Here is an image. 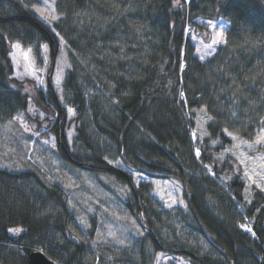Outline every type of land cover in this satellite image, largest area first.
Returning <instances> with one entry per match:
<instances>
[{"label":"trees","instance_id":"16d2710c","mask_svg":"<svg viewBox=\"0 0 264 264\" xmlns=\"http://www.w3.org/2000/svg\"><path fill=\"white\" fill-rule=\"evenodd\" d=\"M189 1L181 0L175 9L173 0H58L63 15L55 26L75 47L80 43L85 58L92 57L95 76H106V114L101 99L92 101L99 134L129 167L181 183L191 228L203 235L209 250L163 239L131 174L105 161L81 126L78 135L92 149L91 163L64 149L63 155L131 184L136 214L151 229L146 232L154 249L182 255L193 264H264V190L255 188L247 203L241 165L225 152L232 142L227 131L251 138L264 127V0ZM198 16L229 22L225 44L205 61L186 35ZM14 41L36 50L49 42L53 53L59 49L54 31L25 0H0V123L28 105L23 81L13 77ZM78 74L74 65L65 88L83 114L86 97ZM49 99L59 110L60 124L64 109L51 90ZM200 107L211 120L208 134L195 144L193 119L186 113L193 118ZM60 125L63 133L64 122ZM69 217L61 188L45 183L35 171L0 167L2 263L28 264V254L41 250L58 264H85L83 244L66 240ZM246 219L254 236L240 227ZM17 228L21 231H9ZM129 264H147L145 253Z\"/></svg>","mask_w":264,"mask_h":264},{"label":"rangeland","instance_id":"374dc122","mask_svg":"<svg viewBox=\"0 0 264 264\" xmlns=\"http://www.w3.org/2000/svg\"><path fill=\"white\" fill-rule=\"evenodd\" d=\"M173 1L175 9L181 7V0ZM184 1L186 5L190 4V1ZM25 2L45 22L36 11L37 8H44L42 0ZM48 3L53 4V0H48ZM53 6L59 19L50 24L45 23L56 35L59 46L57 53H53L49 42H41L37 50L25 47L18 41L12 43L10 56L14 68L13 77L23 81L24 91L29 94V98L26 110L14 115H19L21 119L13 117L0 123V167L20 172L35 171L45 183L56 185L67 194L70 217L65 232L66 240L73 239L75 243L83 244L82 259L85 264H129L134 256L140 257L143 252L147 264H193L182 255L154 249L151 237L136 214L138 204L130 183L120 180L105 169L73 163L63 155L64 149L91 163L92 149L78 135V127L81 126L88 133L91 146L105 161L131 174L133 185L142 190L145 206L163 239L199 246L201 251L209 250L203 235L191 228L181 183L172 178L151 177L129 167L118 156L115 145L99 134L94 123L92 101L101 99L105 105L102 110L106 114V76H95L91 72L94 61L92 57L85 58L78 50L80 43L75 42V47L55 26L63 14L59 11L58 0H54ZM196 21L197 25L186 27V35L194 45L196 56L205 61L219 46L225 44L229 22L223 18L214 20L203 16H198ZM73 39L76 40L75 37ZM15 44H19L20 48H13ZM44 45H47V51ZM12 53H15V63ZM45 55L47 65L44 62ZM74 65L79 73V85L86 97V110L83 114L73 106L71 94L65 88L66 77ZM58 66L63 68L59 88L55 83ZM37 77L42 78L44 83L40 84ZM50 90L57 104L64 109L63 120L60 122H64L63 133L57 121L59 110L49 99ZM69 108L73 110L71 116ZM186 114L188 119H193L192 138L198 144L208 134L206 125L211 116L204 107L196 108L193 118L190 112ZM21 121L27 125L28 131H25ZM262 130L264 127H260L251 138L227 131L232 142L225 152L233 154L241 165L247 203L255 188L264 187V140L257 142L258 138L264 136ZM37 132L39 135L35 134ZM81 218L84 223H81ZM241 225L246 227L242 228ZM240 227L247 231V228H251L250 221L246 219L240 223ZM247 232L254 236L253 230ZM0 264L4 263L0 261Z\"/></svg>","mask_w":264,"mask_h":264},{"label":"snow or ice","instance_id":"6c2138e0","mask_svg":"<svg viewBox=\"0 0 264 264\" xmlns=\"http://www.w3.org/2000/svg\"><path fill=\"white\" fill-rule=\"evenodd\" d=\"M42 3L44 4V8L43 9L42 8H37L36 11L40 13L41 18L43 20H45L46 23L50 24L52 21L59 19V17L56 15V9L53 6L54 5V0H53V4H49L48 0H42ZM45 10H47V14H45ZM221 34H222V30H221ZM43 47H44L45 51H47V45H44ZM13 48L19 49L20 45L19 44H15V45H13ZM30 51H31V49H29V52ZM12 55H13V62L15 63L16 62L15 53H12ZM44 62L47 65V56L46 55L44 56ZM62 73H63V68L58 66V71H57V74L55 76V83L57 85V88H59L60 81L62 79ZM29 74H33V73L30 72ZM37 79H38V82L40 84L44 83L42 78L37 77ZM29 111H31V109H29ZM68 112H69V116H71L73 110L71 108H69ZM13 119H21V117L18 115L17 117H14ZM209 119H211V118H209ZM21 123L23 125V121H21ZM23 126L25 127V131L29 130L27 125H23ZM262 131H264V130H262ZM35 134L39 135L38 132L35 133ZM229 135H232V134L229 133ZM69 138H71V133H69ZM233 138L235 139V137H233ZM262 140H264V136L258 138L257 142H261ZM45 143H48V141H45ZM197 155H199V151L198 150H197ZM117 163H119V161H117ZM245 175L247 176V172H245ZM248 178L251 179V177H248ZM262 179H264V177H262ZM257 186L260 187L261 185H257ZM262 190H264V187H262ZM182 202L183 201H181V203ZM81 223H84L83 218H81ZM241 227L244 228L246 226L245 225H241ZM9 231H11V232H20L21 230L19 228H17V229H9ZM247 231L251 232L252 230H251V228H247ZM98 235H99V233H98ZM110 235H111V233H110ZM121 243H123V241H121Z\"/></svg>","mask_w":264,"mask_h":264},{"label":"water","instance_id":"95a60500","mask_svg":"<svg viewBox=\"0 0 264 264\" xmlns=\"http://www.w3.org/2000/svg\"><path fill=\"white\" fill-rule=\"evenodd\" d=\"M82 165L89 166V167H93V165L86 164V163H82ZM141 214H142V211H141ZM142 217L144 219V216L143 215H142ZM143 227H144V229L146 231L152 232L151 229H149L146 226L145 220L143 222ZM153 237L158 242V240H157V238H156V236L154 234H153ZM28 264H58V263L56 261L52 260L51 258H49L43 251H41V250H32L28 254Z\"/></svg>","mask_w":264,"mask_h":264}]
</instances>
